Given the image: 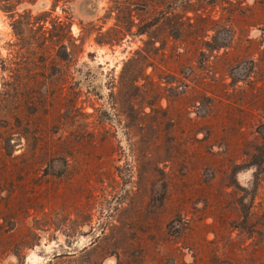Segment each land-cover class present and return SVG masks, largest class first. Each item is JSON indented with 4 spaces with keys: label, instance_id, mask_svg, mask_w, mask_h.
I'll return each mask as SVG.
<instances>
[{
    "label": "rangeland",
    "instance_id": "1",
    "mask_svg": "<svg viewBox=\"0 0 264 264\" xmlns=\"http://www.w3.org/2000/svg\"><path fill=\"white\" fill-rule=\"evenodd\" d=\"M0 264H264V0H0Z\"/></svg>",
    "mask_w": 264,
    "mask_h": 264
}]
</instances>
